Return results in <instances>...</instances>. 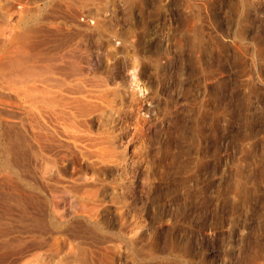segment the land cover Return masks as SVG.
<instances>
[{"label": "rangeland", "instance_id": "rangeland-1", "mask_svg": "<svg viewBox=\"0 0 264 264\" xmlns=\"http://www.w3.org/2000/svg\"><path fill=\"white\" fill-rule=\"evenodd\" d=\"M0 264H264V0H0Z\"/></svg>", "mask_w": 264, "mask_h": 264}, {"label": "bare ground", "instance_id": "bare-ground-1", "mask_svg": "<svg viewBox=\"0 0 264 264\" xmlns=\"http://www.w3.org/2000/svg\"><path fill=\"white\" fill-rule=\"evenodd\" d=\"M10 3V2H9ZM95 24V23H94ZM26 37V36H25ZM20 40V39H19ZM27 44V43H26ZM22 46V45H21ZM102 95V94H101ZM104 95V94H103ZM102 95V96H103ZM71 101V100H70ZM75 101V100H74ZM78 102V101H77ZM69 104L67 103V106H68ZM78 107V106H77ZM66 108V107H65ZM71 108V107H70ZM75 108H76V105H75ZM73 108H71V110H72ZM81 109V108H80ZM67 110V109H66ZM74 110V109H73ZM78 111H80V110H78ZM65 112V111H64ZM66 112H68L69 113V111H66ZM65 112V114H68V113H66ZM83 112V111H82ZM61 112H59V114H60ZM76 113H77V111H76ZM75 113V114H76ZM78 113H80V114H83V113H81V112H78ZM58 114V115H59ZM62 114V113H61ZM70 114V113H69ZM73 114V113H72ZM74 115V114H73ZM78 115V114H77ZM62 116H66V115H61V117ZM68 116V115H67ZM74 116H76V115H74ZM60 117V116H59ZM70 117H72V116H70ZM80 118L81 116H77V118ZM69 118V117H68ZM61 119V118H60ZM70 119V118H69ZM72 120H74L73 119V117L71 118ZM71 119H70V121H69V123L71 122L72 123V121H71ZM102 119V118H101ZM64 121H66V120H64ZM57 122V121H56ZM63 122V121H62ZM67 123H68V121H67ZM66 123V124H67ZM77 123V122H76ZM89 123V122H88ZM65 125V124H64ZM75 125V124H74ZM87 125V124H86ZM69 124L67 125V126H65V128H66V131H67V134H65L68 138H70V142L72 141V142H74L73 144L75 145L74 147L75 148H78L77 150H79L80 151V153H82V154H84L85 156H87V154L89 155V154H92V155H95V156H97L98 158H100V159H103V158H105V157H107L106 155H107V152H101V148L100 149H97V151L96 150H93V149H96L97 148V142L95 143V137H93V136H90L89 134H84L85 133V131H84V133H83V131L82 130H79L78 128L77 129H75V130H70V128H69ZM80 126V125H79ZM61 127V126H60ZM73 127V126H72ZM81 127V126H80ZM65 130V129H64ZM70 130V131H69ZM64 132V131H63ZM90 132V131H89ZM66 137V138H67ZM67 138V139H68ZM58 140V139H57ZM100 140V139H99ZM69 144V143H68ZM89 148H93V149H89ZM67 149V148H66ZM91 150H93V151H91ZM78 155V154H77ZM61 156V155H60ZM84 156V157H85ZM63 157V156H62ZM87 157H89V156H87ZM86 157V158H87ZM112 157V156H111ZM42 158V157H41ZM96 158V157H95ZM64 159L63 158H60V157H57V159H56V165H55V170H56V173L57 174H61V173H63V175H65L66 174V172L64 171V169H62V167L60 166V164H61V162L63 161ZM65 167V166H64ZM80 171V170H79ZM61 172V173H60ZM65 173V174H64ZM68 173V172H67ZM78 174V172H71V174H70V178H74L76 175ZM79 175V174H78ZM66 176H68L67 174H66ZM95 176H96V174H95ZM76 178V177H75ZM74 178V179H75ZM85 190V189H84ZM93 193V192H92ZM89 195V194H88Z\"/></svg>", "mask_w": 264, "mask_h": 264}]
</instances>
